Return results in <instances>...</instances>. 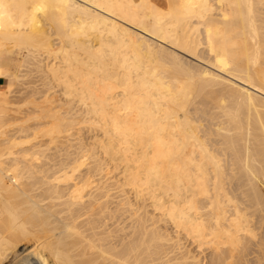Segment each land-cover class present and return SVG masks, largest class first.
Wrapping results in <instances>:
<instances>
[{"label":"bare ground","instance_id":"1","mask_svg":"<svg viewBox=\"0 0 264 264\" xmlns=\"http://www.w3.org/2000/svg\"><path fill=\"white\" fill-rule=\"evenodd\" d=\"M10 5L21 11L18 22ZM26 67L42 86L32 80L15 90L27 81ZM0 76L8 79L0 90V123L8 110L20 111L7 105L12 92H28L23 104H32L18 121L32 144L0 152V264L15 255L19 240L38 234L45 237L41 247L24 253L29 264L45 250L54 264H171L161 252L168 237L153 214L132 212L131 199L110 200V182L99 184L105 155L123 159L124 184L139 197L145 191L151 208L198 250H210L196 261L186 248L178 256L173 250L180 263L264 264L257 187L264 176L258 156L264 152V0H0ZM216 90L244 104L245 130L228 129L227 118L228 126L224 119L225 126H216L222 115L203 101ZM218 101L224 107L225 99ZM197 105L213 111L212 135V120L203 129L207 123L201 127L192 116ZM83 126L104 134L101 159L99 150L84 149L73 137ZM214 133L233 156H222Z\"/></svg>","mask_w":264,"mask_h":264},{"label":"rangeland","instance_id":"2","mask_svg":"<svg viewBox=\"0 0 264 264\" xmlns=\"http://www.w3.org/2000/svg\"><path fill=\"white\" fill-rule=\"evenodd\" d=\"M161 1V0H160ZM163 1V0H162ZM9 8H12V16H11V19L12 20H14V21H17L18 22V20L20 19V18H22V15H21V11L20 10H18L17 11V9L14 7H12V5H10L9 6ZM11 13V12H10ZM24 19H25V17H24ZM13 25H18V23H15V24H13ZM16 51H18V50H15V52H14V54H13V56H14V58L15 59H19V55L17 54V52ZM183 54V53H182ZM184 57H186L187 58V60H190V59H193V63H195L194 61H196V63L197 64H199V65H202L203 67L204 66H206V68H213L212 70H214V71H216V68L215 67H210L209 65L210 64H208L207 65V63L205 64V61L203 62L202 60V62H199L200 60H197L196 58H192V57H189V56H186V55H183ZM21 59V58H20ZM205 64V65H204ZM212 66V65H211ZM28 69V70H27ZM25 71H27V72H25ZM23 72H25L26 74H27V81H26V79H25V81L26 82H23L22 81V83H17V84H14V88H15V90H19V89H21V87H26V88H22L21 90L22 91H24V90H26V89H28V86H27V84L28 85H30V81H34V84L36 85V86H42L41 85V83H40V80L36 77V78H34V76H35V72L33 73L32 71H30V68H27L26 67V69L23 71ZM33 74H32V73ZM216 72H218V73H220L219 72V70H217ZM221 74V73H220ZM223 74V73H222ZM30 75V76H29ZM31 75H33V76H31ZM26 76V75H25ZM30 77H33V78H31L30 79ZM29 78V79H28ZM37 80H39V81H37ZM7 82V79H5L4 80V82H2V84L0 85V89H2V85H4L5 83ZM28 82V83H27ZM23 83H25V84H23ZM27 83V84H26ZM31 85H32V83H31ZM18 87H20L19 89H18ZM17 88V89H16ZM29 89H30V87H29ZM41 89L42 90H44L42 87H41ZM54 89V88H53ZM53 89L52 90H49V93H51L50 91H52V93L50 94V96H52L53 95V93H54V91H53ZM55 89H56V87H55ZM192 90H194L195 91V89H192ZM17 92V91H16ZM16 92H12L11 94H9V97H8V99H9V101L11 100L12 101V103H11V101H10V104H12V105H10V104H7L8 106H11L12 107V109H13V107H15L16 105H18V106H20V111H19V113L18 112H12V111H7L6 113L7 114H5L6 116L2 119V121H1V123H0V152H7V146H11V148H10V150H12V151H20L21 149H19V148H21V146L22 147H26V146H30L31 144H32V141H26V140H29L30 139V136H24V132H18V130L20 129L19 128V123L21 122V120L23 119V118H25V116H24V114L23 113H25L26 111H27V106H30V104L31 103H29L27 106L25 105V104H23V98L25 97L26 98V95L28 94V92L26 93V92H22V93H20L19 94V91H18V93H16ZM58 93H59V91H57L55 94L57 95V96H59L58 95ZM56 95H54V96H56ZM15 96H17V98L15 97ZM38 96V95H37ZM201 96L202 95H200L199 97L201 98ZM13 97V98H12ZM14 97L16 98V99H14ZM28 97V96H27ZM62 97V96H61ZM220 97H223L224 99H225V101L223 102V104H224V107H222V108H218L217 107V104L219 103V101H218V99H220ZM19 98V99H18ZM24 98V99H25ZM39 99H38V101H40L41 99H40V97H38ZM37 100V99H36ZM22 101V102H21ZM203 101L205 102V103H207V105L210 107V108H213V111L215 112V110H216V112H218V115L220 114V116L221 117H219V116H217V117H219V118H217L218 120H216V112H215V117H213L214 116V113L213 114H208V110L210 111L211 109L209 108V109H206V108H208V107H206L205 108V106L204 105H197L196 107L197 108H195L194 110H192V116H194L195 118H197L196 120H198V123H200L199 121H201V127H203V125L202 124H206L207 123V125L205 126V127H209L210 125L212 126L215 122H217V125H216V123L214 124V126L216 125V126H225L227 123V120L225 121V119L227 118L229 121H228V124H230L229 125V128L228 129H230L231 128V130H235L234 128H235V126H236V129L238 128H240V130L239 131H241L242 132V130H245V128H243V127H245L246 125H244V124H246L245 122H246V114H245V109H244V104L242 103V102H240V101H237L235 98H234V96L232 95V94H230V93H226V92H222V91H218V90H216V91H214L213 93H208V94H206V96H205V98H203ZM20 102V103H19ZM37 102V101H36ZM1 103V102H0ZM6 105V106H7ZM0 106H1V104H0ZM26 106V107H25ZM31 106H32V104H31ZM31 106H30V108H31ZM203 106H204V109H206L207 111H204L202 108H203ZM10 107V108H11ZM25 107V108H24ZM198 107H199V109H198ZM23 108L25 109L22 113H20L22 110H23ZM22 109V110H21ZM1 110V109H0ZM198 110H200V112L201 113H199V111ZM225 110H227V111H225ZM194 111V112H193ZM213 111H210L211 113L213 112ZM1 112V111H0ZM205 112V113H204ZM207 112V113H206ZM197 113V114H196ZM10 114V115H9ZM12 114V115H11ZM196 114V115H195ZM205 114H207V115H205ZM213 115V116H212ZM197 116H199V117H197ZM206 116H208V117H206ZM209 116H210V118H209ZM204 117V118H203ZM213 117V118H212ZM20 118V119H19ZM214 118H215V120H214ZM221 118V119H220ZM17 119H19V120H17ZM200 119V120H199ZM202 119H204V120H202ZM209 119V120H208ZM222 119H224V122L226 123H223L222 121ZM210 120H214L213 122L212 121H210ZM222 120V121H221ZM18 121H20V122H18ZM210 121V123H212V124H210V123H208V122ZM223 123V125L222 124H219V123ZM233 123V124H232ZM210 124V125H209ZM219 124V125H218ZM228 124H227V126H228ZM232 125V126H231ZM242 125V126H241ZM17 126V127H16ZM82 126V125H81ZM210 126V130L212 129L213 131L216 129V127L215 128H213L214 126H212L211 127ZM203 128V129H208V127L207 128ZM234 127V128H233ZM254 127V126H253ZM252 127V128H253ZM12 128V129H11ZM18 128V129H17ZM251 128V129H252ZM255 128V127H254ZM252 129L256 134L259 132V129H257V128H255V129ZM90 129V130H89ZM237 129V130H238ZM84 130V131H83ZM92 130H94V129H91V128H89V127H87V126H83L82 127V129H79V130H75L74 132V138H76L77 136V138H79V139H81V142H82V144L84 145V149L85 148H87V149H91V150H95V149H97L96 151H98L99 149H100V147L99 146H101L105 141H106V139H105V137L103 136L102 137V135H104V134H102L101 132L102 131H99V130H94V131H92ZM209 130V131H210ZM212 130L210 131V134L212 135ZM256 130V131H255ZM7 131V132H6ZM20 131V130H19ZM98 131V132H97ZM230 131V130H229ZM232 131V132H233ZM253 131H251V132H253ZM79 132H80V134H79ZM215 132H216V130H215ZM222 133L224 132V131H221ZM231 132V131H230ZM236 132V131H235ZM238 132V131H237ZM83 133V134H82ZM86 133H88V134H86ZM91 133V134H90ZM228 133V132H227ZM226 133V134H227ZM254 133V134H255ZM260 133V132H259ZM258 133V134H259ZM101 134V135H100ZM215 134V133H214ZM229 134V133H228ZM230 134H232V133H230ZM234 134V133H233ZM6 135V136H5ZM83 135V136H82ZM209 136L208 135V137H211V138H213V140H214V138L215 139H217V141H219L220 139H221V143H220V141H219V143L218 142H215V140H214V142H215V144H217L218 146H219V148L220 149H222V145H227V144H224V142H223V144H222V138H221V136H220V138H217V133L214 135V136ZM80 136H82V137H80ZM93 137V140H92V137ZM95 136H96V138H99L100 136V138L98 139V141H96L97 139L95 138ZM98 136V137H97ZM7 137V138H6ZM85 138V139H84ZM94 139H96V140H94ZM224 139H226V142H227V138H223V141H224ZM75 140H77V139H75ZM74 140V141H75ZM85 140V141H84ZM89 142H88V141ZM103 140H104V142H103ZM4 141V142H3ZM9 141V143H6V142H8ZM88 142V144H87V142ZM92 141V142H91ZM24 142V143H23ZM27 142V143H26ZM94 142V143H93ZM96 142V143H95ZM99 142H101V143H99ZM251 142H254V140L252 139L251 140ZM5 143V144H4ZM13 144V145H11V144ZM18 143V144H17ZM20 143V144H19ZM53 144H59V143H51V145H50V147H52L53 146ZM94 144H95V146H94ZM96 144H97V146H96ZM101 144V145H100ZM24 145V146H23ZM62 145H64V146H62ZM6 146V147H5ZM61 146H62V148H65V146H66V144L64 143H60V145H59V147L61 148ZM88 146V147H87ZM90 146V147H89ZM217 146V147H218ZM228 146V145H227ZM17 147V148H16ZM93 147V148H92ZM98 147V148H97ZM223 148H225V146L223 147ZM5 151H4V150ZM69 149V148H68ZM228 147H227V150H223V151H225V153L223 154V151H221L222 152V156H224L227 152H228ZM231 149V148H230ZM2 150V151H1ZM72 150H74V148L73 147H71L70 148V151H72ZM50 152L52 151V149L51 150H49ZM101 153V154H100ZM230 154L229 155H225V156H229V157H231V156H233V151L232 150H230V152H229ZM99 154L102 156H104V154L102 153V152H100V150H99V153H98V157L101 159V156H99ZM228 154V153H227ZM259 155H262V157L261 156H259ZM107 155H105L100 161H101V164H102V166L104 167V170H103V175L105 174V178H104V176L102 177V179H103V181L101 180V182L99 183V184H101V183H105L104 182V180L107 182V183H109L110 184V186L111 187H109L110 188V192L111 193H109V198H110V200H113V201H115V199H116V197H117V199L116 200H118V199H127L126 201H129L130 199V203H131V205H132V212H134L133 210H135L136 208H137V213H142V214H144V211H148V215H151V214H153V221H155L156 222V220H157V225H158V230H161L160 232V234H162L163 233V235H166L167 237H168V239L167 240H162V244H164V247H163V245H162V248L161 249H163V251L161 250V252L163 253V255H162V257H164V260H165V256L167 255V258H166V260H169L170 261V263L171 264H182V263H180V261L181 260H179V259H177V257L175 256V255H177L178 256V254H179V249H183V248H186V250H189L188 252L189 253H193V255L192 256H195V257H193V259L195 258V261L196 260H198V259H202V257H204V256H206L209 252H210V250L209 249H203V250H205L204 251V253L205 254H203V253H201V251L203 252V250H198L199 248H197V246L195 247V243H192L191 242V240L189 239V238H187V237H185V235L183 234V232L181 231V233H179V231H178V229L175 227L174 228V226H173V224L171 225V222L169 223V222H167L168 220L164 217V215H162V214H159L160 212L161 213H163L162 211H160V210H156L154 207L153 208H151V206H152V204L150 203V202H152V200H151V198L150 197H146L145 196V191H140V192H142L141 193V195L142 196H137L138 195V193H137V195H136V192H135V189L131 186V188L134 190V191H132V189H130L129 187H130V185L129 184H124V180H126V182L125 183H127V175H128V173H127V168L124 166L126 163H125V161L122 159V158H120V160L121 161H116L117 159H114L113 161H111L112 159L110 158L109 159V157H106ZM224 156V157H225ZM258 156L259 157H261V160H259L260 158H257L258 160H259V165H261L262 163H263V165H264V162H262V160L264 161V152L261 154V153H259L258 154ZM257 156V157H258ZM119 158V157H118ZM105 159H106V162H104L105 161ZM110 160V161H109ZM119 160V159H118ZM115 161V162H114ZM114 162V163H113ZM119 162V163H118ZM122 164H121V163ZM123 162H124V164H123ZM104 163V164H103ZM112 163V164H111ZM118 163V164H117ZM256 163V162H255ZM257 163H258V161H257ZM257 163H256V165H257ZM107 164V165H106ZM108 164H109V166H108ZM121 164V165H120ZM114 165L115 166H117V167H114ZM120 165V166H119ZM124 166V167H123ZM112 167V168H111ZM264 167V166H263ZM109 168V169H108ZM117 168V169H116ZM113 169V170H112ZM122 169V170H121ZM108 170V171H107ZM115 170V171H114ZM124 170V171H123ZM110 171H111V173H110ZM109 172V173H108ZM127 173V174H126ZM121 174V175H120ZM125 174V175H124ZM110 175V176H109ZM117 175H118V177H119V175H120V177L118 178L117 177ZM108 176V177H107ZM116 176V178H114ZM124 176V177H123ZM261 177H263L259 182H257L258 183V186L257 187H259V185L261 186V189H260V187H259V189H260V191L262 192H260L259 191V193H260V195H261V197H259V201H261V200H264V184H262L263 183V181H264V176H261ZM107 178H108V180H107ZM110 178V179H109ZM123 178V179H122ZM118 179V180H117ZM115 180H116V182H115ZM119 181V182H118ZM121 182L123 183V184H121ZM260 183V184H259ZM115 186H114V185ZM120 184V185H119ZM102 185V184H101ZM100 185V186H101ZM104 185V184H103ZM102 185V186H103ZM112 185L114 186V189H113V187H112ZM123 185H127V187H124ZM129 185V186H128ZM101 186V187H102ZM117 186H119L120 187V189H119V187H117ZM121 187H122V189H123V191H121V192H119V190H121ZM124 187V188H123ZM115 188H116V190H115ZM117 189H119V190H117ZM258 189V190H259ZM117 192L116 194L113 192ZM127 190V191H126ZM263 190V191H262ZM127 192V193H126ZM236 192V195H237V193H240L241 191L240 190H238V192H237V190L235 191ZM114 193V194H113ZM121 193V194H120ZM133 193V194H132ZM146 194H147V192H146ZM118 195V196H117ZM122 197H121V196ZM131 195V196H130ZM135 197H134V196ZM139 195H140V193H139ZM238 195H240V194H238ZM130 196V197H129ZM147 196H149L148 194H147ZM242 197V199H244L245 200V202L247 201V196H245V197H243L244 196V194L242 193V195H241ZM113 197L115 198V199H113ZM118 197H121V198H118ZM123 197H125V198H123ZM144 197V199H142ZM136 198H138V200L136 199ZM149 198V199H148ZM146 199H148V200H146ZM136 200V201H135ZM146 200V201H145ZM150 200V201H149ZM132 201V202H131ZM145 201V202H144ZM136 203L135 205H134V203ZM142 202H144V203H142ZM150 203V204H149ZM264 203V201H262V203L261 204H263ZM145 204H147V208L146 207H144V206H146ZM143 205V206H142ZM134 206V207H133ZM137 206V207H136ZM148 206H150V207H148ZM138 207H140V211L138 210ZM134 208V209H133ZM151 208V209H150ZM153 209H154V211H153ZM139 211V212H138ZM158 211V212H157ZM153 212V213H152ZM136 213V214H137ZM146 213V212H145ZM158 213V214H157ZM126 214V213H125ZM156 214H157V216H156ZM158 215H161L160 217H158ZM154 216H156V218L154 217ZM151 217V218H152ZM120 220L119 221H122V223H123V220H122V215L120 216ZM164 218V219H163ZM165 220L164 221V223H163V220ZM129 220V219H128ZM127 220V221H128ZM133 220V219H132ZM162 222H161V221ZM167 220V221H166ZM160 221V222H159ZM132 222H134V221H132ZM159 222V223H158ZM167 222V223H166ZM126 223H128V222H126ZM126 223H124V224H126ZM161 227H160V226ZM163 226V227H162ZM160 228V229H159ZM168 229V230H167ZM166 232H165V231ZM170 230V231H169ZM163 231V232H162ZM177 232H178V238L176 237L177 236ZM165 233V234H164ZM171 233V234H170ZM173 234V235H172ZM40 236L42 237V234H38V238L37 237H35V236H26V238H22V240H19V242H18V250L15 252V257L14 256H12V257H10L11 258V260L10 261H8V263L7 264H9V263H11V264H29L28 262L29 261H27L28 259H30L31 260V257H27L28 259L26 260V258H24V253L26 252H28L29 250H31L34 246L33 245H37L39 248L41 247V245L40 244H42V243H40V242H42L43 241V239L45 238V237H43L41 240H40ZM169 236H171V238L172 237H174L175 238V240H177L178 239V241H180V243L181 244H179V248L177 249V247L175 248H173V245H172V240H171V238L169 237ZM27 238H31V239H33V240H29V243H27L26 241L28 240ZM170 238V239H169ZM174 238H172L173 240H174ZM177 238V239H176ZM183 240H182V239ZM26 239V240H25ZM180 239V240H179ZM170 240H171V243H170ZM181 240H182V242H181ZM37 241V242H36ZM22 242V243H21ZM165 242V243H164ZM190 242H191V244H190ZM22 244H24L25 246H23ZM169 245H171V246H169ZM181 245H184V246H181ZM20 246H22L23 248H20L19 249V247ZM168 248H167V247ZM187 246V247H186ZM25 247V248H24ZM31 248V249H30ZM166 250H168V251H165V249ZM197 248V249H196ZM24 249V250H23ZM25 249H26V251H25ZM27 249H29V250H27ZM22 250H23V252H22ZM175 251V255L173 256V252ZM177 250V251H176ZM194 250V251H193ZM170 251H171V253H172V255L170 254ZM173 251V252H172ZM179 251V252H178ZM193 251V252H192ZM196 251V252H195ZM200 251V252H199ZM208 251V252H207ZM164 252H165V255H164ZM166 252H168V253H166ZM199 252V253H198ZM19 253V254H18ZM44 256H42V259L40 260V259H38V258H35L36 259V264H39L41 261H42V263L43 262H45V264H54L55 262H54V260L53 259H50V258H52V257H50V256H48V254H49V252H48V250H45L44 251ZM161 253V254H162ZM195 253V254H194ZM22 254V255H21ZM170 254V255H169ZM196 254L198 255H200V257H198L197 259H196ZM202 254H203V256H202ZM198 255V256H199ZM174 258H173V257ZM20 259H19V258ZM45 257V258H44ZM169 257V258H168ZM171 257H172V259H171ZM15 258V259H14ZM205 258V257H204ZM33 259V258H32ZM174 259V260H173ZM15 260V261H14ZM40 260V261H39ZM53 260V261H52ZM174 261V262H171V261ZM178 260V261H177ZM12 261V262H11Z\"/></svg>","mask_w":264,"mask_h":264},{"label":"crops","instance_id":"3","mask_svg":"<svg viewBox=\"0 0 264 264\" xmlns=\"http://www.w3.org/2000/svg\"><path fill=\"white\" fill-rule=\"evenodd\" d=\"M5 79H7V78L4 77V76H0V85L2 84V82H4ZM7 83H8V79H7V82L4 85H2V89L5 88V86L7 85ZM2 89H0V90H2Z\"/></svg>","mask_w":264,"mask_h":264}]
</instances>
